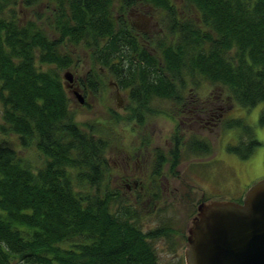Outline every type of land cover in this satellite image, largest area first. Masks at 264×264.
Wrapping results in <instances>:
<instances>
[{"label":"trees","instance_id":"1","mask_svg":"<svg viewBox=\"0 0 264 264\" xmlns=\"http://www.w3.org/2000/svg\"><path fill=\"white\" fill-rule=\"evenodd\" d=\"M143 1L162 10L166 34L155 44L159 60L126 36L147 67L133 66L125 78H139L147 97H167L172 79L202 75L243 107L262 102L258 124L264 126V0H182L180 7H193V16L179 13L172 0ZM19 2L0 0V264H161L153 242L165 239L173 249V227L162 221L143 230L140 208L106 174L111 141L75 121V104L58 72L72 63L70 53L59 50L67 41L91 48L94 65H117L112 59L122 39L111 37L117 32L112 0L73 2L64 8L70 14L55 11L57 39L35 20L17 17ZM37 61L54 67L42 70ZM159 63L165 69L149 77L150 66ZM112 72L117 76L116 67ZM230 123L242 135L253 133L241 120ZM12 135L22 148L35 146L40 166L21 154ZM259 144L247 139L227 149L246 158ZM200 151L209 153L210 145Z\"/></svg>","mask_w":264,"mask_h":264},{"label":"flooded vegetation","instance_id":"2","mask_svg":"<svg viewBox=\"0 0 264 264\" xmlns=\"http://www.w3.org/2000/svg\"><path fill=\"white\" fill-rule=\"evenodd\" d=\"M41 1L44 3L47 12L54 19L55 11L59 13L64 8L69 9L73 2L78 3L77 5L81 7L85 6V0H47V2L37 0L36 3ZM102 1L106 5L107 0ZM21 2L22 0H20L19 4ZM124 2L125 0H112L116 18L115 30L117 32L115 31L114 36L111 34V37H116L118 34L119 38L122 39V45L112 59V62L117 63V65L110 64L109 68L94 65L84 70V74L79 75L78 72L81 68L74 61L66 70L71 74L72 81L63 79V86L71 95V97H68L73 102L78 101L76 107L79 106V108L85 106L93 107L94 100L102 94L103 88H109L110 96L118 109L122 111V120L132 119L135 126L130 128L135 135L131 139L128 134L124 133L126 130L124 128L121 129L122 133L117 135L116 141H113L116 143H111L109 147H116L115 151L114 148L111 149L114 152V168L117 171L115 173L110 171L106 174L110 180L113 179L112 181L115 182L122 195L130 200L131 206L138 209L140 204L146 201L145 205L148 207L146 209L148 213L156 210V197L159 195L157 184L159 182V186L160 184L162 185L161 180L166 177L163 167L167 164L166 167L170 171H176L172 175L179 177L177 166L184 160H188L186 157L189 154L202 158L204 153L200 151L201 147L207 144L206 140L211 138V134L214 131L221 129L220 125L222 122L223 127L226 126L228 128L236 127L230 122L242 121L240 118H232L230 111L240 110L243 106L235 102L230 94L223 96L219 89L220 84L210 82L204 79L202 75H198L197 79H172L171 82L174 83L175 88L173 87L174 89L167 97L155 95L147 97L145 94L148 91L144 89L145 86L140 87L142 81L139 78L132 81L126 79L128 71L133 66L134 68L140 65L147 67L145 59L139 60V52L135 50V46L143 48L150 55L155 56V53L157 54L155 44L157 40L161 42L165 38L164 35L166 33L163 32L164 25L161 22V18L159 19L155 16L156 14L160 15L162 10L143 0H132L128 5H125ZM64 11L70 14L67 10ZM126 36L131 38L130 42L134 40L135 46H129ZM104 38L107 39V37ZM171 38L168 37V40H171ZM131 61L133 62L132 64ZM115 67L118 72L117 76L116 73L112 72ZM155 68L158 71L165 69L161 63L158 66H150L149 77L154 78L153 69ZM165 74L170 77V72L165 70ZM206 81L210 86L207 91H205ZM97 85H99L97 88H93V86ZM76 92L83 97V102H79L75 95ZM161 99L165 101V106L164 108H159L160 111H155L156 102L160 104L162 101L159 100ZM74 104L76 105V102ZM158 113L165 115L169 119L173 118L178 128L173 132L168 130L160 133L158 130V136L168 134L161 144L157 143L154 132L148 127V121L153 117V114ZM250 137L251 134L248 138L242 135L241 140L246 138L255 139ZM104 138L111 141L110 138ZM106 155L107 153H105ZM242 159L245 160V158ZM199 160L195 163L199 164ZM108 163H110L109 160ZM174 165L175 167H173ZM172 167L175 170H172ZM201 201H209V199L202 197ZM241 201L242 199L237 202ZM182 262L185 263L184 255Z\"/></svg>","mask_w":264,"mask_h":264},{"label":"rangeland","instance_id":"3","mask_svg":"<svg viewBox=\"0 0 264 264\" xmlns=\"http://www.w3.org/2000/svg\"><path fill=\"white\" fill-rule=\"evenodd\" d=\"M44 1L47 2V0ZM172 1L178 5L177 10L179 13L194 15L195 9L193 7H180L181 4L184 5L182 0ZM23 3L24 0L13 8L17 12V17L20 18V14H22L24 18L22 20H35L37 24L40 23L44 27L43 30L45 29L47 35L57 39L58 36L55 35L54 29V17L47 12L44 3L41 1L33 6H24L22 5ZM35 11L39 13V17L33 14ZM155 16L160 19L159 14ZM47 20L48 23L44 24ZM59 50L61 53L69 52L72 63L75 61V63L79 64L81 68L78 72L79 75L84 74V70L94 66L92 59L93 50L85 47L83 42L76 44L67 41L59 46ZM36 64L42 70L53 66L40 64L39 61ZM66 70L67 68H63L58 71L62 80L65 79L64 72ZM197 78V75L195 77H189V79ZM65 81L67 80L65 79ZM205 83V91H207L210 86L207 81ZM219 89L223 96L229 95L230 93L221 84L219 85ZM65 92L71 97L67 89H65ZM159 101L162 102L160 104L156 102L155 111H160L159 108H164L165 106L163 99ZM75 102L76 105H73L76 108L75 121L84 129L89 130L91 128L96 136L101 135L110 138L111 143H116L113 141L117 140V135H120L122 133L121 129L124 128L126 130L124 133L133 139L135 134H133L130 127L135 126L134 122L129 118L124 121L122 120V111L118 109L110 96L109 88H103L102 94L94 100L93 107L89 108L85 106L79 108V106L76 107L78 101ZM262 106L263 103L260 102L251 108L242 107L240 110L230 111L232 118H240L246 125L250 126L253 132L250 138H255L260 142L259 145L254 146L253 151L245 160L234 152H229L227 149V145L239 143L242 138V128L236 125V127H223L222 122L220 125L221 129L219 128L218 131H214L211 134V138L206 140L210 145V152L203 154L202 158H197V156L192 154L187 155L186 158L188 160H184L176 168L178 169V174H180L179 177L172 175L176 171H170L166 167L167 164L163 167V172L165 171L167 178L165 177L161 180L162 185L160 184L159 186V182L157 184V192L159 195H157L156 210L154 211L152 209L153 212L147 213L146 209L148 207L145 205L146 201H143L139 207L140 224L143 230L157 226L162 221L168 222L174 229L175 237L172 236L170 238L173 249L169 247V243L165 239L160 238L153 242L161 264H175L177 261H183L187 228L191 223L192 217L197 213L195 209L202 197H206L209 200L225 199L238 201L242 199L246 189L253 182L264 178V126L258 124V116ZM0 121H2L1 118ZM148 122V127L154 132L157 143L160 144L163 143L165 136L167 137L168 134L158 136L157 134L159 132L163 133L168 130L173 132L178 129L176 121L173 118L169 119L161 113L153 114V117ZM11 138L24 157H29L37 166L42 164L43 158L33 144L22 148L17 137L12 135ZM111 148H114L115 151L116 147ZM111 148L106 152V157L110 162L109 165L111 166L112 173H115L117 169L114 168L115 158ZM197 160L200 161L199 164L195 163ZM173 167L171 169L175 170Z\"/></svg>","mask_w":264,"mask_h":264},{"label":"water","instance_id":"4","mask_svg":"<svg viewBox=\"0 0 264 264\" xmlns=\"http://www.w3.org/2000/svg\"><path fill=\"white\" fill-rule=\"evenodd\" d=\"M64 78L72 81L68 71ZM183 255L185 264H264V178L246 189L241 202L201 201Z\"/></svg>","mask_w":264,"mask_h":264}]
</instances>
